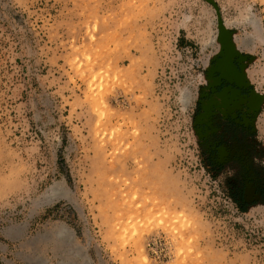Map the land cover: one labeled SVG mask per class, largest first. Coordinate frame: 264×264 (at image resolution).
<instances>
[{
    "label": "rangeland",
    "instance_id": "obj_1",
    "mask_svg": "<svg viewBox=\"0 0 264 264\" xmlns=\"http://www.w3.org/2000/svg\"><path fill=\"white\" fill-rule=\"evenodd\" d=\"M225 54L264 180V0H0V264H264L199 139Z\"/></svg>",
    "mask_w": 264,
    "mask_h": 264
},
{
    "label": "flooded vegetation",
    "instance_id": "obj_2",
    "mask_svg": "<svg viewBox=\"0 0 264 264\" xmlns=\"http://www.w3.org/2000/svg\"><path fill=\"white\" fill-rule=\"evenodd\" d=\"M215 82L210 89L223 97L234 96L239 100L235 108L224 110L212 108L206 121L197 123L205 128V134L199 136L207 155L220 164L231 179L239 182L240 190L247 202L248 192L256 194L263 189L264 180L258 160L261 159L256 140L252 137V125L245 120L247 102L245 97V74L238 59L231 55H221L212 65ZM230 102V99H228ZM258 157V158H257ZM260 166V167H259ZM231 177V178H232Z\"/></svg>",
    "mask_w": 264,
    "mask_h": 264
},
{
    "label": "trees",
    "instance_id": "obj_3",
    "mask_svg": "<svg viewBox=\"0 0 264 264\" xmlns=\"http://www.w3.org/2000/svg\"><path fill=\"white\" fill-rule=\"evenodd\" d=\"M202 147V152H203V159H205V161L208 163L209 167L213 169V171H220L222 170V166L214 161H212V159H210L207 155V151L206 148L204 147V145H201ZM229 178L225 181L227 189L229 191V193L232 195L234 202L237 204V206L241 209V208H245L247 205H249V202L246 201V199H244L242 192L240 190V186H239V182L237 180H235V182ZM256 194L258 195H264V184H263V189H260L256 192Z\"/></svg>",
    "mask_w": 264,
    "mask_h": 264
}]
</instances>
